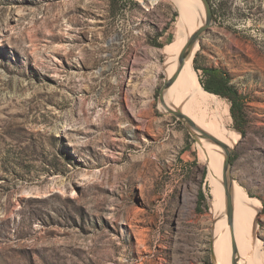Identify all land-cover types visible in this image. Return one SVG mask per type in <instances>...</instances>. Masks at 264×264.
<instances>
[{
	"label": "rangeland",
	"instance_id": "obj_1",
	"mask_svg": "<svg viewBox=\"0 0 264 264\" xmlns=\"http://www.w3.org/2000/svg\"><path fill=\"white\" fill-rule=\"evenodd\" d=\"M210 6L193 67L222 68L247 98L245 136L216 94L206 123L239 133L230 171L264 248V0ZM179 11L0 0V264H215L202 136L160 105Z\"/></svg>",
	"mask_w": 264,
	"mask_h": 264
},
{
	"label": "bare ground",
	"instance_id": "obj_2",
	"mask_svg": "<svg viewBox=\"0 0 264 264\" xmlns=\"http://www.w3.org/2000/svg\"><path fill=\"white\" fill-rule=\"evenodd\" d=\"M143 2V0H140ZM179 6V20L176 25L175 44L166 49L164 58L166 80H173L164 92V100L160 105L167 104L174 110H181L198 128L196 133L201 136V130L219 140L216 144L204 136L199 137V153L209 166V178L212 185L214 204L212 207L216 217L214 230L215 264H264V248L257 236V220L252 200L242 186L235 181L228 183L225 167L227 151L231 150L239 138V133L221 129L216 125L207 124L209 108L212 103L219 105L218 97L202 86L193 67V59L198 44L188 56L184 64L180 63L182 50L192 34L205 26L207 10L202 0H172ZM201 117H195L192 111ZM215 110V109H214ZM220 110L212 117L220 122L225 119ZM222 117V118H221ZM229 184V185H228ZM230 195V207L228 203ZM212 212V211H211Z\"/></svg>",
	"mask_w": 264,
	"mask_h": 264
},
{
	"label": "trees",
	"instance_id": "obj_3",
	"mask_svg": "<svg viewBox=\"0 0 264 264\" xmlns=\"http://www.w3.org/2000/svg\"><path fill=\"white\" fill-rule=\"evenodd\" d=\"M196 69H202L203 71L200 81L206 91L229 100L234 127L245 136L247 134V125L249 123L246 96L240 93L238 88L232 84L231 77L222 68H200L196 65ZM205 198V193L201 190L199 193V200L203 201Z\"/></svg>",
	"mask_w": 264,
	"mask_h": 264
},
{
	"label": "water",
	"instance_id": "obj_4",
	"mask_svg": "<svg viewBox=\"0 0 264 264\" xmlns=\"http://www.w3.org/2000/svg\"><path fill=\"white\" fill-rule=\"evenodd\" d=\"M159 1H161V0H143V3L146 4L147 2H149V3H152V4H156ZM203 2L205 4L206 10H207V21H206V24H205V26H202L198 30H196L192 34V36L189 38L187 44L185 45L184 49L182 50L181 56H180V63L181 64H184L185 63V61L187 60L188 56L191 55V53L193 52V49L196 46V44H198V42H199L200 38L202 37V35L213 24L214 16H213V13H212V10H211V6H210V0H203ZM172 83H173V80L172 79L165 81V84H164V86H163V88H162V90L160 92V100L161 101L164 100V92H165V90L169 86H171ZM170 113H173L178 118H180L181 120H183L194 131L196 129L198 130V128L195 126V124L191 121V119L189 117H187L183 112H181V110H171ZM200 133H201L200 135L202 137L204 136L209 141H211L213 143H216V144H221L222 145V143L219 140L215 139L214 137H212L211 135L205 133L204 131L201 130ZM231 152H232V149L227 151V158H226V161H225V167H226V172H227L228 181H229L228 183H230L231 181H233L232 175H231V171H230V166H231V161H230ZM230 195L231 194L228 192L227 198L229 199L228 200L229 207L231 206L230 205Z\"/></svg>",
	"mask_w": 264,
	"mask_h": 264
}]
</instances>
